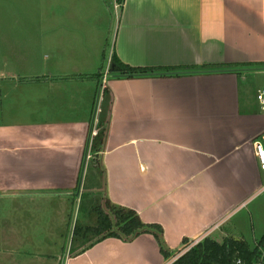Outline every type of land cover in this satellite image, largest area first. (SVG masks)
Segmentation results:
<instances>
[{"label":"crops","instance_id":"1","mask_svg":"<svg viewBox=\"0 0 264 264\" xmlns=\"http://www.w3.org/2000/svg\"><path fill=\"white\" fill-rule=\"evenodd\" d=\"M95 2L51 0L52 11L39 2L36 29L46 13L54 19L46 29L40 25L38 41L30 43L37 49L51 44L52 53L33 61L28 75L0 71V206L14 210L0 218L6 264L53 260L41 257L39 205L50 206L42 212L51 221L65 224L70 202L78 204L85 189L83 177L95 181V170L100 182L92 181L89 192L161 226L173 254L183 239L199 235L222 243L231 236L221 231L226 219L264 185L254 154L256 141L264 147V114L242 92L248 72L264 71V0ZM94 7L105 10L104 18ZM109 31L107 51L100 45ZM67 43L79 51L70 56V47H56ZM113 55L153 71L132 78L106 74ZM100 83L111 99L96 168L87 166V144L96 134L101 95L92 124L96 98L91 108L82 107L73 94L94 98ZM11 95L51 108L38 115L22 102L19 110ZM25 107L33 115L28 122L12 115L28 112ZM31 221L37 230L29 231ZM72 254L61 264H174L181 255L164 259L151 235L129 243L110 238Z\"/></svg>","mask_w":264,"mask_h":264},{"label":"rangeland","instance_id":"2","mask_svg":"<svg viewBox=\"0 0 264 264\" xmlns=\"http://www.w3.org/2000/svg\"><path fill=\"white\" fill-rule=\"evenodd\" d=\"M48 1L51 2V0H0V71L1 72H10L15 73L17 76L21 74L28 75V73L33 72L35 70V66L32 65L33 61H38L39 59L44 58L47 54L52 53V49L48 48V46H52L51 44H47L45 42V45L40 43V47L37 49V47L33 46L30 42H33L34 40L38 41L36 37V34H38L40 25H42V29H46V24L53 22V15L51 13H46L44 19L41 21L40 25L38 26V29H36L37 24H39L40 19L42 18V15L38 14V11L36 9V5L41 2L46 5V7L50 8L51 3L48 4ZM95 3H98V5L102 6V3L100 0H96ZM45 7V8H46ZM98 9V12L101 13L102 18L103 14L105 13L104 9H99L98 7H94V9ZM52 11V7L50 8ZM67 14V13H66ZM51 20V21H50ZM50 21V22H49ZM100 30H105L106 27L104 25L100 26ZM109 28V27H108ZM111 33V34H109ZM107 34L108 38H105L103 40V44L100 45L103 50H111V40L113 37L112 31H109ZM34 38V40L32 39ZM108 39V41H107ZM108 42V43H106ZM70 43V42H69ZM42 44V45H41ZM71 45H58L56 47L63 48V50H66L67 47H70ZM75 49V52L79 51V48L76 46H73ZM73 48L70 47V56L73 54ZM108 55V54H107ZM62 58V52L57 54L56 60H61ZM54 66V65H53ZM64 65H62L63 67ZM70 66V65H69ZM71 67V66H70ZM38 69L40 70V64L38 65ZM100 71H103V68L100 69ZM108 74V73H106ZM245 78V84L242 83V92L246 89L248 93V98L250 99L252 105L258 109V104L255 101V93L259 89H262L264 87V71H254V72H248ZM22 77V76H20ZM6 83V82H5ZM104 88V87H102ZM2 90V89H1ZM95 91V90H94ZM94 91L91 93L94 94ZM97 92V91H96ZM94 95V98L90 96V94L85 93H74L73 99L74 104H77L78 106H89L92 107L94 99L96 98V93ZM24 93V92H19ZM90 93V92H89ZM6 96H9V93L6 94ZM32 96V95H30ZM12 97L15 99V107L19 108L21 110L20 106L25 103L26 106L30 105L27 103L28 96H14L11 95L10 100ZM45 99V98H44ZM93 100V102H92ZM45 100H43L44 102ZM23 102V103H22ZM55 101L53 104H56ZM62 101L59 99V106ZM30 107H32L30 105ZM28 112L21 111L12 114L13 116L17 117V119L23 120V122H28L30 118L33 117L32 114H29V107H25ZM32 108H35L37 111V114L40 115L44 113L45 111H48L51 107L49 105H43L38 104L33 105ZM94 108V106H93ZM63 111V109L61 110ZM95 133V132H94ZM96 162L97 165L99 162V156L92 154L89 151L88 159H87V166L88 165H94ZM89 167V166H88ZM92 169V167H91ZM86 172V171H85ZM85 174V173H84ZM99 170L96 173L93 179H91L90 174L86 175V177H83V182L85 189L81 192L82 194L86 195L88 198H100L102 201H104L102 195H100V192L98 191H90L89 184L95 182L97 184L100 182L99 177ZM89 192V193H88ZM86 193V194H85ZM33 208V216H35V206H31ZM50 206H41L40 208V221L39 226H41L40 229V248L42 252V259L45 257L48 260L52 258V261H45L49 262V264L55 263L54 259H59V264H61V260L66 259L67 257H71L73 249L80 248L82 246H89L92 242L96 240L94 236H90L88 240H86L83 243L80 242H71L72 239V230L74 227L75 220L79 221L83 225L93 226V220L87 218V216L78 213V204H73V201L70 202V211L69 216L66 218L65 224H63V221H51V218L49 215L43 214L42 209H48ZM0 208V218L4 216L5 213L10 212V215H14L13 208L9 206L1 205ZM51 221V222H50ZM14 226L13 224L11 227ZM38 226V229H39ZM25 229H28L27 227ZM37 230L35 226H33V223L31 221V229ZM222 234L225 235V233L239 238L240 240L247 243L248 248L253 249L257 246L259 239L264 234V194H260L257 197H255L253 200H249V202L241 206L237 209V211L234 212L230 217L226 219L225 225H222ZM7 234V229L0 224V244L2 245V241L4 240L5 236ZM61 235V236H60ZM228 235V236H229ZM202 235H199L197 238H200ZM215 235H212L208 238L214 239ZM207 238V237H206ZM216 238V237H215ZM195 239V238H194ZM30 240V239H29ZM37 237H34L33 243L36 246L37 245ZM74 241V240H72ZM192 241V240H191ZM4 242V241H3ZM223 242V241H222ZM86 243V245H84ZM0 245V250L2 249ZM31 246V245H30ZM179 249H182L181 246L178 248L175 253L176 255L181 254L185 249L181 250L180 253L177 251ZM260 257L259 259L264 258V247L259 248ZM48 257H46V256ZM7 257L0 255V264H6ZM43 261V260H42ZM58 261V260H57ZM44 262V261H43Z\"/></svg>","mask_w":264,"mask_h":264},{"label":"trees","instance_id":"3","mask_svg":"<svg viewBox=\"0 0 264 264\" xmlns=\"http://www.w3.org/2000/svg\"><path fill=\"white\" fill-rule=\"evenodd\" d=\"M152 69L133 68L122 64L115 55L110 61V69L108 74L121 77L145 76L151 73ZM110 92L108 88H102L101 98L99 102V110L95 121L96 134L90 136L89 151L94 155H98L103 147L106 136L107 114L110 104ZM94 163L96 168L98 165ZM78 213L93 220V226H86L75 220L72 230L71 242L83 243L92 235L96 238L93 243L106 239L114 238L123 243H129L140 235H151L158 245V249L162 257L169 260L176 255L168 251L163 241V230L157 224H144L140 221L138 215L132 209L109 203L108 200L102 201L100 198H88L81 194L78 203ZM74 240V241H72ZM257 246L253 249L248 248L247 243L242 241H234L225 238L219 243L212 238H204L199 244L191 246L187 251L181 254L173 262L174 264H264V258L259 259V248L264 247V234L259 239ZM181 248L177 252L188 248L191 240L183 239ZM86 245V243L84 244ZM74 251V249H73ZM239 262V263H238Z\"/></svg>","mask_w":264,"mask_h":264},{"label":"built area","instance_id":"4","mask_svg":"<svg viewBox=\"0 0 264 264\" xmlns=\"http://www.w3.org/2000/svg\"><path fill=\"white\" fill-rule=\"evenodd\" d=\"M255 100L256 102H258L259 108L261 112L264 114V87L258 90L255 96ZM254 154L257 162L259 163L260 170L262 171L264 177V147L260 142L256 141L254 143ZM262 193L264 194V185L261 188V190H259L258 192V194H262ZM206 237L207 235H202L200 238L193 239L192 244L188 248H186L185 251H187L191 246L199 244Z\"/></svg>","mask_w":264,"mask_h":264},{"label":"water","instance_id":"5","mask_svg":"<svg viewBox=\"0 0 264 264\" xmlns=\"http://www.w3.org/2000/svg\"><path fill=\"white\" fill-rule=\"evenodd\" d=\"M98 92H97V96H96V100H95V104H94V112H93V118H92V124H93V120L95 118V115H96V112H97V109H98V102H99V98H100V95H101V89H102V86H101V83L98 85ZM89 140H90V136L88 138V144H89ZM87 144V146H88ZM227 239H231V240H234V241H239L240 243L242 242L239 238H236V237H233V236H229L227 237Z\"/></svg>","mask_w":264,"mask_h":264}]
</instances>
